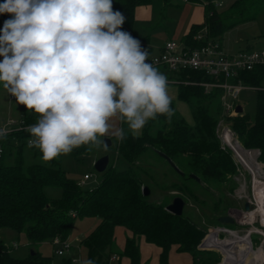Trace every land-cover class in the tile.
Listing matches in <instances>:
<instances>
[{"label":"trees","instance_id":"1","mask_svg":"<svg viewBox=\"0 0 264 264\" xmlns=\"http://www.w3.org/2000/svg\"><path fill=\"white\" fill-rule=\"evenodd\" d=\"M173 1L164 0L165 6H171ZM186 1L201 3L206 11L205 23L193 25L185 37V45L193 48L205 46L210 41L221 43L227 30L255 20L257 15L254 10L264 6L263 0H233L227 11L219 12L215 7L218 0ZM152 2L114 0L113 9L119 10L125 16L124 24L131 27L136 8ZM8 18V14L0 15V29ZM204 28L208 30L207 36L200 41L195 40ZM173 73L178 81L177 99L190 107L193 126L175 113L172 101L171 119L159 115L157 119L148 121L141 135L133 136L127 124L120 120V128L125 130L127 137L123 141L118 140L116 158L127 162L128 168L121 171L115 163L109 164L101 182L91 189L69 180L56 158L45 161L44 165L35 164L24 169L23 149L32 138L26 130L0 137V231L7 229L23 234L32 244L52 243L56 238L69 239L77 219L99 218L98 226L80 241L87 252V261L91 260L93 264H110L115 254L121 259L126 258L129 264H146L142 261L141 240L159 248L160 264H168L171 251L190 255L191 264H219L221 256L218 252L199 249L206 229L184 213L180 217L170 214L166 207L176 197L183 198L186 203L188 199L199 202L197 192H207L204 184L222 186L232 182L236 186L232 177L237 174V165L232 152L223 148L217 135L221 121L227 123L246 149L259 150V161L264 163V66L242 72L238 79L246 86L257 88L253 118L248 114L226 116L220 100L222 91L212 89L206 92L199 85L200 82L210 81L204 73L194 70ZM21 116L26 125L35 124L39 119L38 114L25 106ZM105 137L110 136L100 137L98 144L81 145L71 152L72 155L80 157L89 154L93 145H103ZM31 149L36 156H41L39 149ZM158 151L170 158L183 174L171 167L176 180L163 188L176 191L178 195L153 203L143 195L141 176H150V172L142 166V159L152 152L157 159L168 163ZM190 175L197 176L200 182ZM48 186L60 187L62 198H48L45 194ZM222 202V199L215 202V214ZM215 214L209 219L210 225L225 226L219 223V218L226 213ZM227 227L232 229L235 224ZM120 229L126 234L125 244L116 253L114 246L117 230ZM216 235L211 233L209 236L210 246L217 247L219 240ZM12 248L0 237V264H55L52 257L39 252L19 259L12 255ZM62 264L73 263L71 259H65Z\"/></svg>","mask_w":264,"mask_h":264},{"label":"clouds","instance_id":"2","mask_svg":"<svg viewBox=\"0 0 264 264\" xmlns=\"http://www.w3.org/2000/svg\"><path fill=\"white\" fill-rule=\"evenodd\" d=\"M4 14L0 85L38 114L26 131L43 161L100 143L113 117L133 136L159 115L171 119L168 79L123 30L125 16L113 0H2ZM112 134L127 137L123 128Z\"/></svg>","mask_w":264,"mask_h":264},{"label":"rangeland","instance_id":"3","mask_svg":"<svg viewBox=\"0 0 264 264\" xmlns=\"http://www.w3.org/2000/svg\"><path fill=\"white\" fill-rule=\"evenodd\" d=\"M185 1L175 0L172 3V7H167L165 6L164 0H153L151 7L156 11V14L154 15V26L152 25L153 28L149 30L152 32V34H154L153 43H165V39L163 41V37L165 36L164 32L158 31L157 28H163V26L166 25L172 31H179L181 27H183L185 20H189L188 18L193 13L192 11L196 7H200L201 9L204 8L203 4L201 3H188ZM232 1L233 0H218L217 2H215V7L219 12L227 11ZM217 3H220L222 6H216ZM186 5L189 7H185ZM254 12L257 15L255 20L237 25L227 30L223 34L222 48L224 51L235 54L248 49H264V6L256 8ZM147 25L148 24H144L141 21L135 23V31H140L138 36H142L141 32L145 33L144 27ZM123 27L126 28V31L128 30L127 25L123 24ZM181 37V35H178V38L175 41L180 43L182 40ZM145 38L146 35L140 37L141 40H144ZM150 47L152 48L149 49L148 52V62H150L152 57L157 55L159 52V49H157L159 48L158 46H154L153 44H151ZM164 74L166 75L167 79L172 81V83H168V94L171 98V101L175 103V113L183 117V119L189 126H193L194 120L190 107L187 104L179 101L176 97V85H178L176 76L173 72H169V70L164 72ZM174 83H176V85ZM256 104L257 90H243L239 99L237 100V105H241L244 109L243 114H248L252 118L255 116ZM22 111L23 105L16 104L15 97L8 95L6 90H4L2 85H0V128L8 127L6 126V124L9 120L20 119ZM109 123L112 125V128L109 131V133L112 135V138H110V147L106 148L103 145H93L90 153L87 155L75 157L72 155V153H69L61 154L56 158L60 162V167L69 180H72L79 185L83 182L84 176L89 175L91 176V178L85 182L83 187L91 189L98 185V183L101 182L103 176L95 170L94 165L99 158L105 155L109 156L110 164L112 165L115 163L119 170L123 171L128 168L127 162H125L123 159L117 160L116 158L118 140L112 134L116 128L120 127V118L118 116L113 117ZM225 124L227 125V123ZM141 134L142 131L138 135ZM98 139H100V137H98ZM23 157L24 169L35 164H45V161L41 159V156H36L34 150L28 146H25L23 149ZM142 166H145L147 170H149L150 176H152H141L144 187L149 190L150 194L148 197L150 202H164L167 198L169 199L170 197H172V195H178L176 191H166L165 188H163L167 185H170L176 180V175L172 172L171 166L168 163L157 159L156 155H154L152 152H148V154L142 159ZM232 179L233 182L236 183V186L232 182L225 183L222 186L204 184L207 192H197V195L200 198L199 202L191 199L187 200L183 213L191 217V219H193V221L197 223L202 229H206V236H210L211 233H213V231H215L217 227H219L210 225L209 223V219L214 217L215 211L213 212V207L218 199L223 200V204L220 205L218 213H226L225 216H230L234 219L235 222V227L232 229L227 227L229 225L220 227L236 231L240 236H244L250 230V226H238L236 220L238 219V217H240V212L244 209V204L247 202L248 197H251L252 177L247 172H242V174H239L237 168V174L234 175ZM45 194L52 200H59L63 196V191L60 187L48 186L45 188ZM218 213H216L215 215H217ZM99 223V218L77 219L69 238L72 249L70 251H66L65 255L63 256L57 254V250L58 248H60L59 246H56L51 242L38 244L29 243L23 234L18 235L12 230H1L0 237H2L6 244L9 246H13L15 243L17 244L16 247L12 248L11 253L19 259L27 257L33 251L39 252L43 256L52 257L55 264H62L65 259L80 260L81 263L79 264H85V262L87 261V252L81 246L80 241L90 235V233L98 226ZM219 239L220 240L217 243V248L221 243V240L226 239L228 241V244L225 243L226 240L222 243L221 251L217 248L203 249L215 253L218 252L221 256V261L219 262V264H235L238 253L241 250L250 253L247 259V264L252 262L253 257L256 256L260 257L261 264H264V244H262L263 239L261 240L259 235L255 233L250 235L252 250L249 245V240L246 238L239 236L229 238V236H227L226 234H220ZM144 242L145 241L141 240L139 243L140 246H142L141 256L144 259L143 262L146 264H160V255L158 254L159 248L152 245V249H149V251H145L143 250V245L146 244V242ZM114 249L116 253L120 252L121 246L119 243V239L116 241ZM178 255V253L171 251L168 264H182L177 257ZM117 257L120 259L118 254ZM110 264L115 263L110 262ZM116 264H118V262Z\"/></svg>","mask_w":264,"mask_h":264},{"label":"built area","instance_id":"4","mask_svg":"<svg viewBox=\"0 0 264 264\" xmlns=\"http://www.w3.org/2000/svg\"><path fill=\"white\" fill-rule=\"evenodd\" d=\"M0 2H2V0H0ZM216 6L220 7L222 5L217 3ZM2 28L3 25L1 26V29ZM207 33V28H204L194 39L200 41L207 36ZM139 41L141 42L142 47L148 52L144 43L141 40ZM149 63H152L156 68L163 67L171 72L194 70L204 73L210 78V81L200 82L199 85L205 88L206 92H209L212 89H220L222 91L220 100L226 116L236 117L239 115L236 112L238 106L237 100L242 91L257 90L255 87L246 86L241 81H238L239 76L242 72L252 71L258 66H264V49L243 50L235 54H229L223 50L220 42L210 41L205 46L193 48L192 46H186L171 40L162 47L158 55L152 57ZM6 126L8 127L3 128L6 129L7 134H9L14 131L26 130L29 125H26L21 116L18 120H9ZM217 135L223 148L229 149L232 152L239 174L247 172L251 175L252 192L251 197L249 196L247 199V203L250 205V210L245 211V209H243L240 212V217L236 220L238 226H250V230L244 236H240L236 231L219 226L213 231V233H217L216 238L218 240H220V234H226L229 238L235 236L246 238L249 240V245L252 250L250 240L251 234L255 233L259 235L260 239H263L262 244H264V219L262 216L256 215L253 217L252 215V213L258 209V202L256 199L258 191L264 188V163L259 161L260 151L246 149L240 143L232 129L227 126L224 121L219 123ZM30 139H33V137ZM1 154L2 149L0 148V155ZM90 178L91 176L85 175L83 182L79 185L84 186L85 182ZM52 243L60 247L57 250V254L60 256L65 255L66 251L72 249L69 239L60 240L56 238ZM209 244V235H207L200 245L210 246ZM16 246L17 244L15 243L13 247ZM217 249L221 251L220 248ZM115 258L116 257L114 256L110 261H114ZM72 263L79 264L81 262L80 260L74 259L72 260Z\"/></svg>","mask_w":264,"mask_h":264},{"label":"crops","instance_id":"5","mask_svg":"<svg viewBox=\"0 0 264 264\" xmlns=\"http://www.w3.org/2000/svg\"><path fill=\"white\" fill-rule=\"evenodd\" d=\"M185 2H188V1H185ZM151 4H149V5H142V6L137 7L136 10H135V21H134V24L131 27L127 26L128 27L127 32L131 33V35L133 37H135L136 39H138V40H141L140 37L146 35V38L144 40H141V41L144 43V46L148 49V52H149V49L152 48V47H150L151 44H153L154 46H158L159 48H157V49H159V52H160V50L162 49V47L168 41H171V40L172 41H175V40H177L178 35H181L182 36L181 37L182 40H181L180 43L185 45V43H184L185 37L189 34L192 26L193 25H202V24L205 23V20H206V11H205V8L201 9L200 7H196L192 11L193 13L188 18L189 20L188 21L185 20L183 27H181V29L179 31H172L166 25H164L163 28H161V27L160 28H157L158 31H163L164 32V35L165 36L163 35L164 36L163 37V41L165 39V43L164 44L163 43H161V44L160 43H155V42L153 43V35L154 34H152V32L149 31V30L151 28H153V26H154L153 25V21H154V15L156 14V11L151 7ZM171 7H172V5H171ZM185 7H189V6L186 5ZM138 21H141L144 24H148L147 26L144 27L145 28L144 29L145 33L144 32H141L142 36H138V34L140 33V31L139 30L135 31V29H134L135 28L134 25ZM122 28H123L124 31H126L125 30L126 28H124L123 26H122ZM155 28H156V26H155ZM221 46H222V41H221ZM248 50H252V49H248ZM159 52H158V54H159ZM227 53H229V52H227ZM229 54H234V53H229ZM157 69L160 72H162L163 74H164V72L167 71V69H165L163 67H157ZM169 72H171V71H169ZM168 83H172V81H170L168 79ZM174 84L176 85V83H174ZM176 90H177L176 91V97H177V95H178V87H177ZM106 136H110L109 138H112V135L110 133H108ZM124 236L126 237V234H125V232L122 229L117 230L116 241L119 239V243H120V246H121V250L123 249L124 244H125V237ZM142 241H144V240H142ZM141 247L142 246H140V250H141ZM149 249H152V245L151 244L146 243V244L143 245V250L149 251ZM158 254H160V250L159 249H158ZM114 256L116 257L115 260L114 261H110V262H113L115 264L117 262H118V264H129V261L126 258H122V259L120 258L119 259L116 254L113 255V257ZM177 257L181 261L182 264H191L192 263L191 256L188 255V254H179ZM143 260L144 259L142 258V261Z\"/></svg>","mask_w":264,"mask_h":264},{"label":"water","instance_id":"6","mask_svg":"<svg viewBox=\"0 0 264 264\" xmlns=\"http://www.w3.org/2000/svg\"><path fill=\"white\" fill-rule=\"evenodd\" d=\"M3 57H0V60H2ZM236 112L239 115H242L244 113V109L242 108L241 105H238L236 108ZM103 146L108 148L111 146V139L109 137H105L103 140ZM158 154L160 156H162L164 159L167 160V162L169 163V165L179 174H183L180 169L172 162V160L170 158H168L165 154L161 153L158 151ZM110 164V158L108 155L102 156L101 158H99L96 162H95V170L100 173L103 174L104 172H106V170L108 169ZM191 178L195 179L197 182H200V179L197 176L194 175H190ZM149 190L144 187L143 188V195L148 197L149 196ZM186 206V202L184 201L183 198L181 197H176L174 198V200L166 207V211L169 212L170 214L174 215V216H182L183 215V211L184 208ZM244 209L245 211H249L250 210V205L249 203H245L244 204ZM219 223L224 224V225H233L235 222L233 220V218H231L230 216H223L219 218ZM215 248L213 246H206V245H200L199 249H206V248ZM31 254L33 255L34 252L32 251Z\"/></svg>","mask_w":264,"mask_h":264},{"label":"bare ground","instance_id":"7","mask_svg":"<svg viewBox=\"0 0 264 264\" xmlns=\"http://www.w3.org/2000/svg\"><path fill=\"white\" fill-rule=\"evenodd\" d=\"M256 199H257V202H258V209H257V211L253 212L252 215H253V217H255L256 215L262 216L263 219H264V188H262L261 190L258 191ZM224 241L225 240L221 241V243L218 245V248L221 249L222 243ZM249 254L250 253H247L246 251L241 250L238 253L237 260H236L235 264H247V259H248ZM248 264H261V258L258 257V256L253 257V261L248 263Z\"/></svg>","mask_w":264,"mask_h":264},{"label":"flooded vegetation","instance_id":"8","mask_svg":"<svg viewBox=\"0 0 264 264\" xmlns=\"http://www.w3.org/2000/svg\"><path fill=\"white\" fill-rule=\"evenodd\" d=\"M225 243H227V240L225 241Z\"/></svg>","mask_w":264,"mask_h":264}]
</instances>
